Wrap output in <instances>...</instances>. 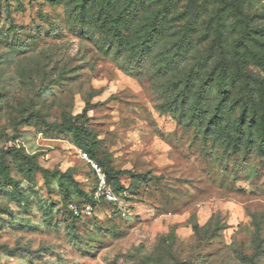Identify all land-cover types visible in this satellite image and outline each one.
<instances>
[{"label": "rangeland", "instance_id": "374dc122", "mask_svg": "<svg viewBox=\"0 0 264 264\" xmlns=\"http://www.w3.org/2000/svg\"><path fill=\"white\" fill-rule=\"evenodd\" d=\"M129 1L0 0V264H264V63L241 61L223 96L210 12ZM245 6L264 57V0ZM77 118L120 198L79 220L88 151L50 127Z\"/></svg>", "mask_w": 264, "mask_h": 264}, {"label": "trees", "instance_id": "16d2710c", "mask_svg": "<svg viewBox=\"0 0 264 264\" xmlns=\"http://www.w3.org/2000/svg\"><path fill=\"white\" fill-rule=\"evenodd\" d=\"M90 1V0H89ZM133 1L130 0L129 3ZM180 1V0H179ZM252 0H202L200 3V0H189V6L187 8L188 11H193L196 10L198 15L201 13V9L209 11V20L207 22V25L204 29L205 32V37H210L211 35L214 36L213 42L211 44V54L215 55L217 51L219 50V73L217 75V80L220 83L221 87V94L223 96H226L228 94V82L230 78L232 77L233 79L236 76L241 77V61H245L247 63L248 61H252L253 63L256 64H263L264 63V57L259 54V52H254L250 50V45H253L256 40L255 38L247 32L248 24L247 21L249 20L248 14H246L245 9H246V4L250 3ZM164 2V8L163 10L165 11L166 9H171L172 5L174 6V0H163ZM177 4V3H175ZM104 19L108 18L111 27L114 29V31L118 34L121 32L120 26L122 24L123 17L121 16V13H119L116 17H113L110 13V9H106L104 11ZM193 24H189V29L193 27ZM239 26H242L244 30V35L241 38H238L234 46L230 48L229 55L233 57L238 53L239 58L236 60L235 57H233V60L228 59L230 57H227V46H228V39L229 36L231 35L233 29L238 28ZM159 30H162L161 27V21L159 19H155L151 21V31L153 32H160ZM264 32V29H262ZM260 41L257 40L255 44H258ZM262 45V43L260 44ZM236 53V54H235ZM232 67H234L236 72H232ZM215 72L213 71L212 74ZM211 76L213 77V75ZM210 78L212 81L213 78ZM215 77V74H214ZM221 109H217L218 113H216L213 118L209 120L207 123V127H211V125L214 126V130L218 133L222 132L220 130V125L222 124V117L223 113H220ZM196 113L195 115L197 117L200 116V111L197 107V109L194 110ZM244 118L242 117L236 122V132L238 134H241L242 128H243V121L245 119V113H248V108H244ZM249 114V113H248ZM53 127L54 129H60L62 127H66L69 131L72 132L74 136V141L78 144H83L84 149L88 152L87 153L90 158H92L95 162L99 164L97 159L95 158L94 150H93V144H90L89 138L91 137V134L89 131L85 128V126L82 123H79L78 118L75 119L74 121H69L66 122L64 126H50ZM261 131H262V136H261V142L262 145L264 146V122L261 123ZM234 143H236V140H234ZM104 172L106 173L108 183L110 182V174L104 169V167L99 164ZM92 172V171H91ZM93 174V172H92ZM94 176V174H93ZM95 177V176H94ZM96 182V178H95ZM96 190V187H95ZM94 190V192H95ZM123 188H120L119 193L123 192ZM94 192L92 194H89V199L91 200L93 205H90L92 208L95 206V204L99 203L94 199ZM116 192V191H114ZM69 206L71 209L72 214L74 215V218L79 220L84 218L82 215L76 216L73 213L72 207H78L81 208L80 205L75 202L74 200H70Z\"/></svg>", "mask_w": 264, "mask_h": 264}, {"label": "built area", "instance_id": "2783aa9c", "mask_svg": "<svg viewBox=\"0 0 264 264\" xmlns=\"http://www.w3.org/2000/svg\"><path fill=\"white\" fill-rule=\"evenodd\" d=\"M81 159L87 164L96 178V190L94 192V199L98 202L103 199L108 203H119L120 198L118 197L117 193L111 189L107 180L106 173L104 172L102 167L92 158H90V156L85 152L81 153ZM125 194V191L121 193L122 196ZM72 210L76 216L82 215L84 217V215H91L93 208L91 206H85L81 209L74 206L72 207Z\"/></svg>", "mask_w": 264, "mask_h": 264}]
</instances>
